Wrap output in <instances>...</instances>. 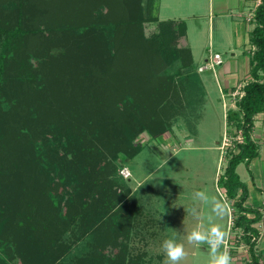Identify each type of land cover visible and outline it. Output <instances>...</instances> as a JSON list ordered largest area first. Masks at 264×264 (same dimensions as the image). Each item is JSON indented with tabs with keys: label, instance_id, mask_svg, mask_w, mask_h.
Instances as JSON below:
<instances>
[{
	"label": "rangeland",
	"instance_id": "374dc122",
	"mask_svg": "<svg viewBox=\"0 0 264 264\" xmlns=\"http://www.w3.org/2000/svg\"><path fill=\"white\" fill-rule=\"evenodd\" d=\"M141 2L144 7L143 16H154L158 19L156 22L144 21L141 26H122L135 11L136 0H0V15L10 23L15 21L14 14L17 10L20 25L27 32L32 33L31 28H49L56 32L47 41L37 34L25 35L18 53L28 57L32 63V76L15 75L10 70L1 83L0 110L10 111L17 117L16 122L12 124L14 130L7 136V142L10 141L11 147L15 148L14 139L20 132L25 133L22 139L30 136L34 138L36 134L34 131H37V134L46 131L45 135L53 137L50 125L54 123L55 118L50 114L52 108L57 106L59 88H64L67 96L72 90H76L79 94V97L75 98H78L77 103L82 101V98L93 99L98 92L96 90H100L102 86L103 73L108 83L113 74L120 76L115 80L119 92L124 93L123 86L128 90L124 95L132 94L134 98L136 97L137 104L144 103L141 110L142 119L149 120L157 116L164 120L166 125L164 131L158 135H150L146 131L137 135L134 144L140 146V152L131 158H126L124 153L119 151L108 159L116 167L109 176V179L115 182L112 186L105 183L108 186H103L98 191L100 197L104 196L100 200L109 212L102 217V222L112 219L117 222L121 218L124 221L115 227L106 224L107 230H115L119 234L127 231L126 250L131 256L139 257L137 264H164L162 243L175 236L170 229L180 233V236L175 238L177 242L185 245L187 255L181 264H209L208 246L190 245L183 238L200 222L188 214V209L196 203L192 199V194L195 191H205L209 196H215L229 204L227 215L216 222L228 233L224 249L233 257L232 264H246L249 261V254L243 233L232 228L231 218L235 210L218 184L234 142L233 129L226 126V110L234 108L230 105H235L242 95V86L235 87L232 90L235 95L230 97L227 96V92L222 91L219 79L214 76L218 67L214 70L197 71V67L205 63L203 59L207 58L209 49L212 52H219L222 59L228 56L226 43L232 41L233 36L231 20L222 21L214 16L211 30L209 0L193 2L141 0ZM175 15L180 16L181 21L188 27L187 39L193 51L191 67L181 68L182 64L185 65L187 62L184 53L181 60L175 59L172 63L155 67L157 70L160 67L163 69L161 74L167 81V86L171 88L162 93L163 103L158 104L161 106L154 108L152 105L155 104L148 101L150 98L147 96V90L145 92L142 90L147 84L138 78L133 64L136 62L134 61L136 55L146 54L145 48L149 47L146 40H156L161 23L164 22L162 20ZM138 28L140 32L137 31ZM101 33L109 46L115 43L116 48L120 50L115 65L107 67L108 71L103 70L100 61L102 57L97 56L95 52L89 53L94 50L93 46L97 45L95 39L101 45ZM178 40L171 46L185 50L186 47L180 45ZM79 44L84 51L90 46L91 50L87 55L77 56L76 48ZM129 53L132 55L130 58ZM78 63L81 65L77 68L71 66ZM153 69L150 68L144 73L149 74ZM185 70H191L188 79L184 75ZM227 97H230V102ZM162 105L165 107L160 110ZM30 114L35 115L32 123H30L32 119H27L30 118ZM39 120H43L46 125ZM6 147L5 144L3 149ZM164 160H167L165 166ZM122 166H126L131 173L128 180H123L118 175V169ZM236 172L240 180L245 182L247 171L244 165L237 166ZM63 180L60 182L56 179L46 184L44 186L46 193L51 197L56 195L64 199L67 193L63 190L68 186ZM11 181L13 194L19 198L10 197L5 201V207L10 211L17 209L16 203L20 201L22 192L23 194L39 192L43 187L29 186L22 178L19 179L17 173ZM55 204L63 205L59 202ZM36 205L41 208L44 200L40 198L39 202L35 201ZM197 206L202 216L210 214V206L204 204ZM52 207L54 210L57 208L55 205ZM65 208V217H61L56 211L49 216L48 214L37 216V220L42 223L39 222L38 231L32 234L16 225L8 212L9 220L5 228L8 231L5 235L8 244L0 247V257L5 256L8 259L11 256L9 264H76L79 258L87 254L89 234L84 232L83 224L91 220L92 216L83 214L72 219V209L68 206ZM59 220L60 226L63 227L62 241L54 243L52 246L54 251L49 254L47 246L52 236L56 237L57 230L53 224ZM204 222L207 224L206 220ZM9 235L14 240L15 247L9 244ZM26 236L29 240H32V237V242L36 245L38 240L43 247L32 249L31 255L24 254ZM256 243L257 251L263 246V241L258 238ZM47 253L50 259L45 256Z\"/></svg>",
	"mask_w": 264,
	"mask_h": 264
},
{
	"label": "trees",
	"instance_id": "16d2710c",
	"mask_svg": "<svg viewBox=\"0 0 264 264\" xmlns=\"http://www.w3.org/2000/svg\"><path fill=\"white\" fill-rule=\"evenodd\" d=\"M143 8L141 0H136L135 11L132 12L133 14L129 16V20L127 18L122 26H141L144 21L156 22L157 18L154 16H143ZM17 13L16 10L13 23L0 15V87L10 70L15 75L32 76V63L28 60V57L18 53V48L22 45L25 35L37 34V36L47 41L56 33L49 28H31L32 33L27 32L20 25L21 20ZM145 14L148 15L146 12ZM251 21L253 23V28L249 34V41L253 46L249 61L251 80L242 87V95L236 102V109L229 110L226 113V126L230 127L231 130L233 129L232 136L235 137L239 134L241 141L235 140L233 142L232 151L226 160L218 184L222 187L226 198L231 201V206L235 210L232 215V228L239 229L243 233L244 243L247 245L249 254V261L246 264H261L255 248L259 238V231L255 224L261 218L260 213L256 209L244 206L247 189L245 184L240 181L235 169L241 162L247 165L257 155V146L251 139L250 132L252 116L264 110V0H260L255 7ZM161 24V30L155 38L156 40H146L149 44V47L145 48L146 54L144 56L136 55V60H134L136 62L133 64L135 68L133 70L136 75H139L138 78L147 84V86L144 85L145 89L142 90L144 92L147 90V96L150 98L148 101L155 104L152 105L154 108L161 106L158 104L163 103L162 93L171 88L167 86V81L161 74L163 72V69H161L162 64L167 65L169 62H174L175 59L181 60L184 53L187 62L185 65L182 64L181 68L184 66V69L191 67L189 49L180 50L175 46H171L175 44L178 37L184 35L185 23L183 21H164ZM137 31L140 32V28ZM100 39L101 45L95 39L97 45L93 46L94 50L92 51H90V46L84 51V48L79 44L76 48L77 56H85L89 51L90 54L95 52L98 54L97 56L102 57L100 61L103 70L108 71L107 67L115 65V59L120 50L116 48L115 43L109 46L102 33ZM130 54L128 58L132 56ZM79 65L81 64H71L73 68H77ZM160 65L159 70L155 69L156 66ZM148 66L149 69L154 68L155 70L153 69L149 74H145L144 71H149ZM189 71L191 72V70H185L184 75L186 77L190 75ZM103 75L102 86L100 90H96L98 92L93 99L82 98V101L76 103L78 98H75L79 97L76 90H72L67 96L66 90L59 88L60 95L56 103L57 106H54L55 108H52V111L50 110L51 117L55 118L54 123L52 122L50 125L52 128L50 132L53 137L49 134L45 135L46 131L40 134L34 131L36 133L33 136L34 138L29 135L30 138L25 137L22 139L25 133L20 132V135L14 139L16 147H11V142H7V136H10L14 130L12 124L16 122L17 117L10 111L0 110V247L8 244V238L5 236L8 232L5 229L9 220L8 212L12 215L16 225L32 234V232L38 231L37 226L40 221L37 220V216L43 214L49 216L56 211L61 217H65V207L68 206L73 212L72 219H76L78 215L82 216L83 214L89 215V217L92 216L91 220L83 224L85 226L84 232L89 234L88 251L84 257L78 259L76 264L138 263L139 257L131 256L126 250L127 231L124 234H119L115 230L108 231V227L105 226L107 224L115 227L123 224L124 220L122 221L121 218L117 222L112 221L113 219L102 222V217L108 215L109 212L100 200L104 196L100 197L98 191L103 186H112L115 182L109 179V176L116 169L114 164L110 160L108 161L109 158L119 151L123 152L126 158H131L140 152V146L134 144L137 135L143 131L148 132L150 135H158L164 131L166 124L164 120L162 121L157 116L148 118L149 120H143L141 110L144 103L137 104L136 97L134 98L132 94L130 96L124 95L128 90L123 86L124 93L119 92L115 80L120 76L113 74L108 83L106 75L104 73ZM127 85L130 87L129 84ZM70 99L75 100L71 101ZM118 99L121 100L118 102ZM164 107L162 105L160 110H163ZM34 116V114H30V118L27 117V119H32L30 123L34 121ZM39 122L46 125L43 120H39ZM147 122H150V124L148 125ZM19 141L21 142L18 143ZM5 144L7 147L3 149ZM16 149L20 151H16ZM15 173L19 175V179L22 178L29 186L43 187L39 192L34 191L28 194L22 192L20 201L16 203L17 209L10 211L5 207V201L10 197L19 198V196L13 194L12 190L11 179ZM119 177L123 179L120 175ZM56 179L60 182L64 179L63 181L68 186L64 187L63 190L67 193L64 199L56 195L51 197L49 193H46V187L44 186ZM40 198L44 200V205L41 208L38 205L35 206V201L39 202ZM55 202L63 205H56ZM52 205L57 208L54 210ZM60 222L59 220L55 224L52 223L57 230L56 237L54 235L52 239L49 238V240L51 239L50 244L47 246L49 254L54 251L52 248L54 243L62 241L61 231L63 227L60 226ZM9 239V244L15 247V242L10 235ZM31 239L33 240L32 237ZM32 240H29L26 236L27 242L25 248H23L24 254L31 255L32 249L43 247L38 240H36L37 245ZM47 247L44 246V248ZM49 254L45 255L47 259H50ZM11 260V256L8 259L5 256L0 257V264H9Z\"/></svg>",
	"mask_w": 264,
	"mask_h": 264
},
{
	"label": "crops",
	"instance_id": "0c3cea01",
	"mask_svg": "<svg viewBox=\"0 0 264 264\" xmlns=\"http://www.w3.org/2000/svg\"><path fill=\"white\" fill-rule=\"evenodd\" d=\"M257 1L258 0H209L208 13L211 20V30L213 29L214 16L222 21L231 20V30L233 33L232 41L226 43L228 47L227 52L229 54L226 58L222 59L220 65L215 66L218 67V71L214 72V76L218 78L221 83L222 91L224 93L227 92V96H229V92L232 93L235 87L237 88L239 85L243 87L251 80L249 74V61L253 52V46L250 44L249 34L253 28V23L251 21L252 19L248 20V16L253 14ZM162 21L180 22L181 17L176 15L173 17L170 16ZM187 30L188 27L185 23L184 35L178 38V43L188 48L192 57L193 51L187 39ZM210 53L219 52H212L211 49H209L208 56ZM207 58L203 59L204 62ZM230 97H227L229 102L231 100ZM230 106H234V108L229 110H235L236 102L235 105ZM229 110H226V112ZM250 137L257 146V155L252 158L247 165L241 162L237 166L244 165L247 171L245 173V182L240 180L245 184L247 189V198L244 202V206L256 209L260 213L261 218L255 224V227L259 231V238L263 241V246L260 250L258 249L256 253L259 256L260 263L264 264V110L252 116ZM260 252L263 253L261 254Z\"/></svg>",
	"mask_w": 264,
	"mask_h": 264
},
{
	"label": "clouds",
	"instance_id": "9594fccd",
	"mask_svg": "<svg viewBox=\"0 0 264 264\" xmlns=\"http://www.w3.org/2000/svg\"><path fill=\"white\" fill-rule=\"evenodd\" d=\"M166 163L167 160H164V166ZM192 199L196 203L188 209V214L200 222L196 228L183 238L190 245H207L210 249L209 264H232L233 257L229 251L224 249V245L228 239V233L216 222V220L222 219L227 215L229 204L227 201H222L215 196H209L205 191H195L192 194ZM197 204L210 206V214L206 217L202 216ZM159 219L161 220V216ZM205 220L207 224L204 222ZM170 230L175 233V236H180L178 231ZM175 236L164 240L162 243L161 247L165 254L164 264H181L186 258L185 245L177 242Z\"/></svg>",
	"mask_w": 264,
	"mask_h": 264
},
{
	"label": "built area",
	"instance_id": "2783aa9c",
	"mask_svg": "<svg viewBox=\"0 0 264 264\" xmlns=\"http://www.w3.org/2000/svg\"><path fill=\"white\" fill-rule=\"evenodd\" d=\"M258 3H259V0L257 1L256 6ZM252 17H253V14H250L248 16V20L252 19ZM221 63H222V57L219 53H210L207 60H205V63L202 66L198 67L197 71L202 72L204 70H214L215 66L220 65ZM234 95H235V93H233V92L229 93V96H231V97H234ZM240 97H241V95L239 96V98ZM233 140L240 142L241 141L240 135L237 134ZM119 175L123 179L128 180L131 176V173L126 166H122L119 169ZM232 219L233 218H231V223H232ZM232 225H233V223H232Z\"/></svg>",
	"mask_w": 264,
	"mask_h": 264
}]
</instances>
